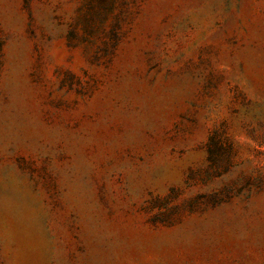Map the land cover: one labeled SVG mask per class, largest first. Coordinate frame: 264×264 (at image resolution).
Returning a JSON list of instances; mask_svg holds the SVG:
<instances>
[{"label":"rangeland","instance_id":"obj_1","mask_svg":"<svg viewBox=\"0 0 264 264\" xmlns=\"http://www.w3.org/2000/svg\"><path fill=\"white\" fill-rule=\"evenodd\" d=\"M0 264H264V0H0Z\"/></svg>","mask_w":264,"mask_h":264}]
</instances>
